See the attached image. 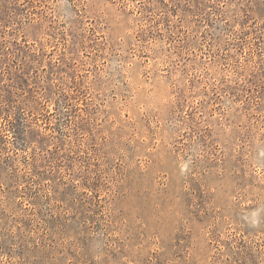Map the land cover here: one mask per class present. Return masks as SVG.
I'll return each instance as SVG.
<instances>
[{"label":"rangeland","instance_id":"obj_1","mask_svg":"<svg viewBox=\"0 0 264 264\" xmlns=\"http://www.w3.org/2000/svg\"><path fill=\"white\" fill-rule=\"evenodd\" d=\"M0 264H264V0H0Z\"/></svg>","mask_w":264,"mask_h":264}]
</instances>
